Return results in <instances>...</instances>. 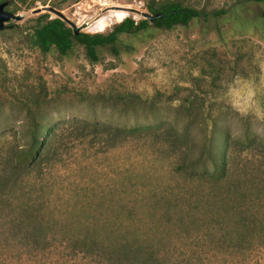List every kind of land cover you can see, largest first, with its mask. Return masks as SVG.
I'll use <instances>...</instances> for the list:
<instances>
[{
	"label": "trees",
	"instance_id": "trees-1",
	"mask_svg": "<svg viewBox=\"0 0 264 264\" xmlns=\"http://www.w3.org/2000/svg\"><path fill=\"white\" fill-rule=\"evenodd\" d=\"M238 3L237 8H244L264 0ZM148 9L166 14L152 22L159 29L230 14L227 9H198L185 0H152ZM40 18L32 37L44 52L55 48L67 56L80 44L93 62L101 60L105 47L119 56L122 34L151 25L148 19L128 16L108 33L75 34L67 20L48 12ZM236 24L246 29L248 21L239 18ZM202 71L196 81L208 77V86H216L219 66L210 62ZM43 92L25 105L27 141L10 143L0 154V264L263 263L264 137L249 128L242 137L233 134L222 125L220 112L206 108L205 96L199 106L196 100L179 98L185 126L150 120L125 126L80 117L62 124L50 113L51 99ZM133 97L119 95L128 104L136 101ZM133 140L165 147L173 157V175L190 188L141 192L132 203L104 208L57 202L48 183L69 143L89 142L105 152Z\"/></svg>",
	"mask_w": 264,
	"mask_h": 264
},
{
	"label": "rangeland",
	"instance_id": "rangeland-1",
	"mask_svg": "<svg viewBox=\"0 0 264 264\" xmlns=\"http://www.w3.org/2000/svg\"><path fill=\"white\" fill-rule=\"evenodd\" d=\"M9 1L7 9L23 16L8 21L11 28L0 30V154L10 143L27 141L25 105L44 90L51 99L50 113L62 124L80 117L125 126L146 120L185 126L188 120L179 110V98L196 100L199 106L205 96L206 108L220 112L222 125L233 134L242 137L249 128L264 137L263 3L237 8L239 0H185L198 9H227L230 14L194 19L188 26L171 29H159L150 22L145 30L121 35L119 56L105 47L100 50L101 60L93 62L80 44L67 56L55 48L44 52L32 37L44 11L33 10L51 5L65 14L70 26L97 32L117 10L127 11L137 21L143 19L142 12H149L152 0ZM239 18L248 21L246 29L237 26ZM210 62L221 69L212 88L210 78L195 79ZM122 93L132 94L136 101H122ZM51 170L48 184L63 205L121 206L132 203L141 192L190 188L173 175L168 150L147 140L127 141L105 152L89 142H71Z\"/></svg>",
	"mask_w": 264,
	"mask_h": 264
},
{
	"label": "water",
	"instance_id": "water-1",
	"mask_svg": "<svg viewBox=\"0 0 264 264\" xmlns=\"http://www.w3.org/2000/svg\"><path fill=\"white\" fill-rule=\"evenodd\" d=\"M9 4H10L9 0L0 3V30L11 28L12 25L7 24V22L10 21L11 19H21V17L23 16L22 14H16L11 10H8L7 6ZM42 11H44L43 13L54 12L57 15V17H60L63 20H68V18L65 16V14L62 11L51 5H42L41 7L35 8L33 10V13H40ZM142 15L144 16L145 19H148L150 22H153L156 19L166 16V14L162 12L157 14L142 12ZM72 28L74 29L75 34H79L82 30V27L77 26L76 24H72Z\"/></svg>",
	"mask_w": 264,
	"mask_h": 264
},
{
	"label": "bare ground",
	"instance_id": "bare-ground-1",
	"mask_svg": "<svg viewBox=\"0 0 264 264\" xmlns=\"http://www.w3.org/2000/svg\"><path fill=\"white\" fill-rule=\"evenodd\" d=\"M129 13L125 10H117L112 16V18H106L101 26L98 28L99 31H104L107 29L110 24L114 23L115 21H123L126 17H128Z\"/></svg>",
	"mask_w": 264,
	"mask_h": 264
}]
</instances>
